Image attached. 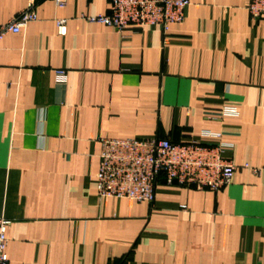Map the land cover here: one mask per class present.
Masks as SVG:
<instances>
[{
    "label": "crops",
    "instance_id": "obj_1",
    "mask_svg": "<svg viewBox=\"0 0 264 264\" xmlns=\"http://www.w3.org/2000/svg\"><path fill=\"white\" fill-rule=\"evenodd\" d=\"M28 1L0 0V25ZM189 1L165 33L82 18L109 0H38V19L2 38L9 264H264V20L250 0ZM206 131L259 172L240 167L218 191L159 180L152 203L98 197L102 139L189 142Z\"/></svg>",
    "mask_w": 264,
    "mask_h": 264
},
{
    "label": "built area",
    "instance_id": "obj_2",
    "mask_svg": "<svg viewBox=\"0 0 264 264\" xmlns=\"http://www.w3.org/2000/svg\"><path fill=\"white\" fill-rule=\"evenodd\" d=\"M57 7H65L68 0H53ZM106 13L82 15L89 22H97L123 32L130 27L160 25L165 33L173 23L182 22L189 0H109ZM38 0H29L25 9L0 25L2 38L19 33L38 19ZM247 9L253 19L264 20V0H250ZM60 34L65 33L66 18L56 19ZM59 81H66L67 71L57 69ZM222 115H237L235 107L224 106ZM203 140L174 142L168 138H104L99 155L97 194L100 199L125 198L135 202L152 203L159 180L167 185H183L199 190L218 191L230 184L240 167L259 168L248 163L237 165L224 156L226 143L222 133L206 131ZM10 219L0 218V264H9L7 253Z\"/></svg>",
    "mask_w": 264,
    "mask_h": 264
}]
</instances>
